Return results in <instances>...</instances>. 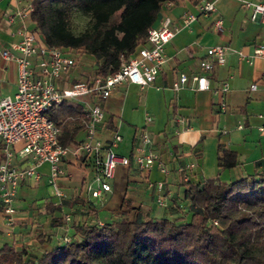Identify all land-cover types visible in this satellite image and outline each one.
<instances>
[{
	"label": "crops",
	"instance_id": "obj_1",
	"mask_svg": "<svg viewBox=\"0 0 264 264\" xmlns=\"http://www.w3.org/2000/svg\"><path fill=\"white\" fill-rule=\"evenodd\" d=\"M204 1L175 0L172 6L162 5L154 25L169 18L172 27H179L165 45L166 61L162 69L145 88L123 82L100 101L104 122L98 127L97 138L107 143L115 133L120 134L122 140L114 151L132 156L140 130L145 127L152 139L149 148L157 153L158 161L147 171L138 168L133 161L129 166L118 165L110 181L111 191L100 199H92L83 189L84 184L93 178L91 172H75L71 179L60 178L58 186L67 197L60 205L47 182L49 165L42 164L38 167L40 180H25L18 188L14 225L7 226L0 212V248L3 245L17 249L26 247L34 253L36 249H42V252L51 250L64 238H80L74 226L83 224L82 220H87L88 224L108 223L121 210L130 215L132 209L138 207L153 217L176 215L175 206L189 204L184 198L187 181L197 183L218 177L230 182L247 175H264V136L257 130L264 122L258 116L264 113V58H255L249 64L239 56V52L251 55L264 37L263 23L258 16L253 17L252 8L244 3L258 0H214L215 10L208 14L200 11ZM30 2L0 0V81L3 95L15 92L17 68L16 63L2 57L1 52L9 50L17 54L11 45L19 40L17 32L21 26L18 19L9 22L8 17ZM190 16L194 19L184 25L183 19ZM217 19L222 21L220 30L214 26ZM27 26L36 29L31 20ZM217 45L225 47V62L215 65L209 73V90H196L191 79L184 88L172 89V83L180 73L189 78L199 74V62L206 58L207 49ZM84 56L88 59L76 62L68 75L57 82L58 86L65 87L79 81L80 77L84 80L95 74L93 57ZM225 80L229 83L226 93L229 110L220 113L217 107L219 96L214 90ZM252 84L256 85L255 90L250 89ZM68 102L78 105L74 101ZM148 115L152 121L146 124ZM240 122L244 124L242 129L237 128ZM83 137L81 129L75 141ZM219 145L235 152V167L218 168ZM15 164L22 165L19 156ZM161 164L168 169L167 173L160 171ZM158 182H162V189H158ZM159 197L164 199L165 206L157 205ZM55 205L58 207L54 208ZM63 212L72 221L65 222L61 215ZM41 236L42 242L38 238Z\"/></svg>",
	"mask_w": 264,
	"mask_h": 264
},
{
	"label": "trees",
	"instance_id": "obj_2",
	"mask_svg": "<svg viewBox=\"0 0 264 264\" xmlns=\"http://www.w3.org/2000/svg\"><path fill=\"white\" fill-rule=\"evenodd\" d=\"M166 1L31 0V21L48 46L91 55L95 73L106 77L118 70L122 56L145 43ZM73 11L89 18L79 33L70 27ZM47 115L60 129V144L75 147L85 125L81 108L65 101ZM217 164L235 167V152L219 145ZM184 198L189 204L175 206L176 215L153 217L138 207L130 215L121 210L108 223L75 226L80 238L40 254L3 245L0 264H264L263 174L230 182L218 177L187 181Z\"/></svg>",
	"mask_w": 264,
	"mask_h": 264
},
{
	"label": "built area",
	"instance_id": "obj_3",
	"mask_svg": "<svg viewBox=\"0 0 264 264\" xmlns=\"http://www.w3.org/2000/svg\"><path fill=\"white\" fill-rule=\"evenodd\" d=\"M175 1V0H174ZM173 0L164 2L163 6H172ZM252 8L253 17L258 16L264 25V0L244 2ZM32 3L17 8L8 17L9 22L20 21L17 34L19 40L12 43V49L1 52L2 57L16 63V90L12 95H3L0 81V212L4 222L11 227L15 222L16 208L14 202L21 183L25 180L39 181L41 174L38 167L44 163L49 165L47 175L48 185L53 189V196L60 205L66 194L58 186V179H71L75 172L93 174L90 182L84 184L83 189L92 199H100L104 193L111 191L110 181L114 177L118 165L129 166L133 161L141 170H150L158 161V155L149 147L152 139L144 128L140 130L139 141L133 149L132 156L117 154L114 147L122 140L120 134L115 133L109 142L104 143L96 136L98 127L104 122V111L100 104L113 89L123 82H128L145 88L151 84L162 69L166 61L164 48L179 30L172 27L169 18L159 25H152L148 29L145 43L140 45L129 57H121L118 70L106 77L96 73L91 77L73 82L65 87L58 86L78 61L79 53L72 48L48 46L41 34L35 29H29L28 20L33 12ZM215 10V1L206 0L200 6L204 14ZM193 16L183 19L184 25L193 20ZM221 19L214 23L216 30H220ZM239 56L251 64L255 58H264V37L258 43L251 55ZM225 62V47L221 45L207 49L206 58L199 62L200 73L190 78L180 73L172 83V89L184 88L189 79L195 83L196 90H209V73L215 65ZM255 90L256 85H250ZM229 90L227 80L222 81L214 90L219 96L218 111L225 113L229 110L226 93ZM65 101H74L80 108L84 119V137L75 147H63L58 139L60 129L47 115L52 107H58ZM264 119V113L258 115ZM244 118V116H243ZM152 121L146 116V124ZM243 122L237 128L242 129ZM260 135L264 136V122L257 127ZM20 145L19 150L16 147ZM22 164H15L16 157ZM160 171L167 173L168 169L161 164ZM162 182L157 183L162 189ZM157 205L165 206L164 199L159 197ZM65 222L70 216L61 213ZM214 224H217L214 222ZM64 238L63 241H67Z\"/></svg>",
	"mask_w": 264,
	"mask_h": 264
},
{
	"label": "rangeland",
	"instance_id": "obj_4",
	"mask_svg": "<svg viewBox=\"0 0 264 264\" xmlns=\"http://www.w3.org/2000/svg\"><path fill=\"white\" fill-rule=\"evenodd\" d=\"M88 25H89V18L86 15H83L82 13H80L78 11H73L71 13V15H70V27L75 33H79L81 31H83L86 27H88ZM82 59L86 60L88 58L86 56L80 54L78 57V61L81 62ZM84 60H83V62H84ZM88 65H89V71H91L92 65H90V63ZM82 78L83 77H80V80H82ZM66 199L67 198H64L63 202L66 201ZM183 213H185V212H183ZM71 215H73V213ZM186 218L188 219V215H186ZM70 221H72V220L70 219ZM70 221H68V222H70ZM73 222L75 223V220ZM81 222L87 223V220H82ZM58 244H60V241L58 242ZM33 250H35V248ZM36 251H37L36 253L40 254L42 252V249H36Z\"/></svg>",
	"mask_w": 264,
	"mask_h": 264
}]
</instances>
